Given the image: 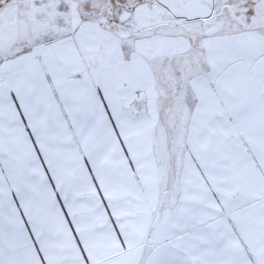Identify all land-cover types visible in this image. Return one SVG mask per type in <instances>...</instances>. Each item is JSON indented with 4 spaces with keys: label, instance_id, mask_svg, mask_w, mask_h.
Segmentation results:
<instances>
[{
    "label": "snow or ice",
    "instance_id": "obj_1",
    "mask_svg": "<svg viewBox=\"0 0 264 264\" xmlns=\"http://www.w3.org/2000/svg\"><path fill=\"white\" fill-rule=\"evenodd\" d=\"M0 264H264V0H0Z\"/></svg>",
    "mask_w": 264,
    "mask_h": 264
}]
</instances>
